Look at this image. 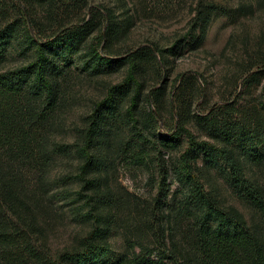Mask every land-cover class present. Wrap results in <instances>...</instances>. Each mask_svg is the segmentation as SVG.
I'll return each instance as SVG.
<instances>
[{
	"label": "trees",
	"instance_id": "1",
	"mask_svg": "<svg viewBox=\"0 0 264 264\" xmlns=\"http://www.w3.org/2000/svg\"><path fill=\"white\" fill-rule=\"evenodd\" d=\"M23 1L41 6L44 17L0 25V264H264V186L246 173L248 164L264 162V99L249 106L238 103V94L196 115L209 140H197L187 131L186 148L169 163L163 151L178 144L187 112H180L174 131L163 134L153 111L142 102L150 95L161 105L166 83L143 93L137 77L145 61L156 64L158 55L167 66L169 56L181 54L187 41L194 48L203 42L215 16L245 15L250 3L233 8L198 0L187 31L169 45L149 41L120 54L113 42L133 25L134 15L118 20L111 6L101 5L92 8L87 19L89 0ZM58 15L65 17L57 22ZM100 25H105L103 46L92 38ZM15 54L22 62L2 67ZM75 54L80 68L92 75L121 66H126V75L93 103L75 140L67 142L56 133L62 127L59 111L68 87L63 61ZM252 68H245V83L264 75V60L257 70ZM182 93L180 88L178 95ZM57 155L77 159L76 174L66 183L75 178L81 190L62 188L48 195L64 177L55 182L49 178ZM119 157L144 167L152 177L158 173L159 190L152 201V218L143 223L146 235L128 237V250L116 255L110 235L118 199L114 191L102 189L101 179ZM198 158L223 168L236 194L255 209L250 222L237 207L222 204L205 188L195 171ZM170 176L177 187L169 196ZM58 197L71 199L75 216L90 226L73 245L53 252L44 242L39 211ZM81 199L84 205H78Z\"/></svg>",
	"mask_w": 264,
	"mask_h": 264
},
{
	"label": "rangeland",
	"instance_id": "2",
	"mask_svg": "<svg viewBox=\"0 0 264 264\" xmlns=\"http://www.w3.org/2000/svg\"><path fill=\"white\" fill-rule=\"evenodd\" d=\"M197 1L89 0L85 15L89 19L91 9L101 8V5L111 6L118 20H122L127 13L134 15L133 25L120 34L112 45L113 50L121 54L147 45L149 41L156 42L162 47L169 45L178 35L187 31ZM216 1L233 8L240 3H250L251 8H247L245 15L240 14L235 18L215 16L198 47L194 48L187 41L188 44L181 54L169 56L167 66L157 55L156 64L149 60L145 61L143 72L141 73V70V74H137L138 80L142 83L143 93H149L151 89L159 88L163 82L166 83L161 105H157L150 95L142 102L146 110L153 111L159 131L163 134L174 131L179 124L180 112L182 110L187 112L186 120L183 122V135L178 136V144L163 151L164 158L169 163H174L186 148L187 131L197 140L208 139L205 130L198 125L196 115L205 114L226 100H234L238 94L241 96L238 103L249 106L264 99V75L257 74L259 80H252L249 84L244 80L247 76L245 68L253 65L252 71L257 70L264 60V2ZM29 16L44 17L42 7L34 3L25 4L23 0H0V25L16 20L24 23ZM64 17L65 15H58L57 22ZM78 18L79 14L73 19ZM104 26L100 25L92 35L98 46L104 44V40L100 39L105 31ZM111 57L118 56L113 54ZM22 60L21 55L15 54L2 67H15ZM63 63L66 64L65 83L68 87L67 96L65 95L59 111L58 122L62 127L56 133V137L73 142L77 137L78 127L82 126L83 118L89 113L93 103L103 98L112 84L120 82L125 77L126 66H121L114 72L92 75L80 68V58L77 54L71 55ZM180 88H183V97L178 95ZM77 164V159L72 157L56 156L49 178L55 182V179L64 177L54 183L56 185L51 188L48 195L62 188L81 190V185L75 178L66 183L68 176L74 177L76 174ZM194 165L206 189L216 194L222 204L237 207L249 222L252 220L256 214L255 209L246 199L236 194L223 168L205 165L201 158H198ZM104 171L106 172H102L104 173L102 176L105 175L101 179L102 189L114 191L118 199V207L114 210L115 222L110 235L112 248L117 255L128 250L126 243L128 237L146 235L143 223L145 219L152 218L151 205L159 190V175L155 173L152 177L144 167L133 164L123 157H119L114 167ZM246 173L264 186V162L261 165L248 164ZM172 179L170 176L168 180L171 181L169 196L177 187ZM82 192L90 193L86 190ZM70 198L72 199V194ZM69 200L54 198L51 200L52 203L44 204L43 209L39 211L44 227V242L53 252L73 245L74 238L86 232L90 226L88 222L85 223L75 216ZM77 203L84 205V200L81 199Z\"/></svg>",
	"mask_w": 264,
	"mask_h": 264
}]
</instances>
